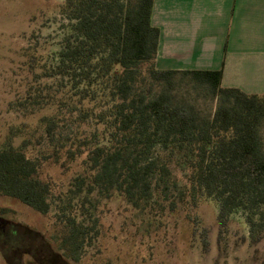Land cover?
Masks as SVG:
<instances>
[{
    "label": "trees",
    "instance_id": "16d2710c",
    "mask_svg": "<svg viewBox=\"0 0 264 264\" xmlns=\"http://www.w3.org/2000/svg\"><path fill=\"white\" fill-rule=\"evenodd\" d=\"M152 10L153 0H63L59 13L67 32L45 76L66 81L69 93L65 101L51 103L32 90L18 101L26 112L48 104L55 109L41 116L33 131L8 128L0 143V196L42 215L49 212L51 185L41 179L39 158L26 153L33 139L34 146L52 147L50 157L64 155V164L86 155L88 175L77 176L71 191L75 196L86 187L82 208L93 192L105 198L116 193L140 208L152 202L153 191L167 195L173 187L180 203L184 198L194 205L215 202L220 229L232 214L243 213L259 241L264 235V96L223 88L222 70L157 69L159 30L151 25ZM143 65L151 86L159 87L154 93L141 87L147 79ZM184 80L216 101L212 115L201 116L177 96ZM63 104L71 107L69 114L78 112L77 131L82 122L93 120L96 127L88 137H65L58 117ZM157 149L167 152V161L155 154ZM175 157L185 174L180 187L171 182L169 164ZM62 218L59 249L77 262L85 239L94 238L89 235L93 228L64 213Z\"/></svg>",
    "mask_w": 264,
    "mask_h": 264
},
{
    "label": "rangeland",
    "instance_id": "374dc122",
    "mask_svg": "<svg viewBox=\"0 0 264 264\" xmlns=\"http://www.w3.org/2000/svg\"><path fill=\"white\" fill-rule=\"evenodd\" d=\"M62 3L0 0V143L8 128L33 131L37 120L55 109L51 104L35 106L30 112L18 107L28 91L41 92L51 103L66 100V81L45 76L55 64L60 41L67 32V22L59 13ZM146 68L141 67L143 77H147ZM148 81L147 77L142 89L156 92L159 87ZM176 94L192 103L201 116L212 115L216 108V101L188 80L180 82ZM59 107L65 137H88L96 127L88 118L77 131L74 123L78 112L69 114L71 107L65 104ZM262 134L264 137V129ZM21 140L15 138L14 144ZM34 144L32 139L26 153L41 161V179L51 185L53 193L51 208L42 215L15 199L0 196V264H264V235L254 241L243 213L232 214L227 226L220 229L215 202L199 200L194 205L190 198H184L180 203L173 187L167 195L153 191L152 202L140 208L116 193L105 198L93 192L82 208L86 187L75 196L71 191L77 176L88 175L83 164L86 155L64 164V155L57 160L49 156L52 147ZM155 154L168 159L161 149ZM174 159L169 164L171 182L180 187L185 174L179 158ZM169 201L175 203L173 207ZM62 213L93 228L89 235L94 238L85 239L77 262L59 249L66 221Z\"/></svg>",
    "mask_w": 264,
    "mask_h": 264
},
{
    "label": "crops",
    "instance_id": "0c3cea01",
    "mask_svg": "<svg viewBox=\"0 0 264 264\" xmlns=\"http://www.w3.org/2000/svg\"><path fill=\"white\" fill-rule=\"evenodd\" d=\"M151 25L157 69L222 70L223 88L264 96V0H153Z\"/></svg>",
    "mask_w": 264,
    "mask_h": 264
}]
</instances>
